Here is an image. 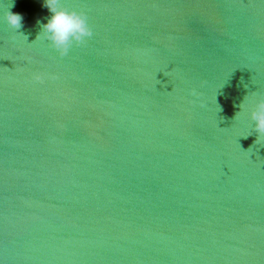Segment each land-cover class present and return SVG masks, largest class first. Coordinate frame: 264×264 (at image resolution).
<instances>
[{
	"label": "water",
	"instance_id": "95a60500",
	"mask_svg": "<svg viewBox=\"0 0 264 264\" xmlns=\"http://www.w3.org/2000/svg\"><path fill=\"white\" fill-rule=\"evenodd\" d=\"M11 6L0 264H264V0H61L93 33L63 56Z\"/></svg>",
	"mask_w": 264,
	"mask_h": 264
},
{
	"label": "clouds",
	"instance_id": "9594fccd",
	"mask_svg": "<svg viewBox=\"0 0 264 264\" xmlns=\"http://www.w3.org/2000/svg\"><path fill=\"white\" fill-rule=\"evenodd\" d=\"M14 0H12V6ZM10 7V8H11ZM44 7L47 8L49 16L46 22L37 21L40 27L36 40L43 39L50 42L51 46L60 53L66 55L74 43H83L86 38H90L93 33L89 27L86 17L76 11H69L61 6V0H44ZM7 11L6 23L16 32L23 27L24 17L19 13ZM255 95V93H253ZM249 97L246 95L239 105V111L235 118H239L246 109V102ZM251 120L254 121V131L258 134L257 141L264 139V97L260 98L251 111ZM251 134L245 136L247 138Z\"/></svg>",
	"mask_w": 264,
	"mask_h": 264
}]
</instances>
